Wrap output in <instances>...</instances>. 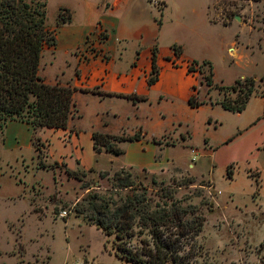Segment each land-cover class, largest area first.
I'll return each instance as SVG.
<instances>
[{"label": "crops", "instance_id": "0c3cea01", "mask_svg": "<svg viewBox=\"0 0 264 264\" xmlns=\"http://www.w3.org/2000/svg\"><path fill=\"white\" fill-rule=\"evenodd\" d=\"M68 21L45 27L52 31L53 41L41 51L37 75L46 85H67L73 88L72 108L64 128H40L34 133L31 127L19 120H7L0 131V152L5 162L21 166L28 162L34 169L52 165V177L71 173L112 172L119 169L163 172L166 164L159 153L175 142L188 144V122L199 113L215 111V117L226 121L228 129L217 134L220 124L207 117L196 135L202 138L201 152L214 164L229 166L230 178L235 169L248 177L264 175V96L256 91L247 99L240 112L224 110L203 87L200 74L187 72V61H207L212 70V83L221 85L213 61L197 58L179 47V0H58ZM213 3L197 5L191 9L193 20L207 31L216 22L229 26L231 21L210 17ZM214 11V9H213ZM215 12V11H214ZM204 23V24H203ZM101 28V37L94 39V47L103 57L77 58L76 50L82 46L87 34ZM194 28V27H193ZM191 29L190 42L196 47L209 43L200 39ZM225 44V43H220ZM234 38L227 43V54L241 59V46ZM171 46L176 47L175 53ZM155 48V77L151 84V48ZM180 48V54H179ZM252 60L243 61L244 71H234L235 79H257ZM241 67V66H239ZM250 70V71H249ZM205 86V85H204ZM197 90V99L203 103L197 108L187 105L188 97ZM202 89V93L198 94ZM140 131V139L113 141L118 155L100 150L94 152L91 133L132 135ZM173 143L165 144V139ZM241 139V140H237ZM154 140V141H153ZM40 150V162L34 143ZM214 144L222 145L213 150ZM188 148L193 152L192 146ZM104 158L107 167L101 165ZM225 171V170H224Z\"/></svg>", "mask_w": 264, "mask_h": 264}, {"label": "rangeland", "instance_id": "374dc122", "mask_svg": "<svg viewBox=\"0 0 264 264\" xmlns=\"http://www.w3.org/2000/svg\"><path fill=\"white\" fill-rule=\"evenodd\" d=\"M209 3H213L215 11L210 8V17L215 19L216 14L217 19L231 21L229 26L216 22L207 31L193 20L191 9ZM57 4L58 0H46L47 25L54 22ZM179 25V47L184 45L191 55L213 61L215 72L220 75L216 81H222L216 83L230 85L234 71L243 72V61L252 60L257 77L254 90L262 92L264 0H179ZM192 28L209 47H196L190 42ZM234 38L242 48L240 60L225 51ZM203 87L213 99L216 91ZM219 93L221 97L234 96L226 89ZM214 115L215 111L199 113L187 123L188 144L193 152L187 143L180 142L160 151L159 160L166 164L163 172L149 174L123 168L120 174H129L133 183L145 186L151 194L158 186H167L174 198L183 200L182 205L198 208L204 221L195 239L196 256L191 264H264V175L246 177L240 168H234L228 179L224 167L212 163L199 150L202 138L196 131L202 129L207 117L220 124L216 127L217 134L228 129V123ZM169 143L173 141L166 138L165 144ZM34 145L39 147L36 142ZM212 147L219 151L222 145ZM98 160L103 167H109L104 158ZM50 168L52 165L34 169L28 162L21 166L7 165L0 152V264H130L113 255L112 235L105 236L82 216L74 214L75 206L83 203L87 194L105 195L113 187L114 171L105 176L88 170L75 174L76 177L65 174L52 177ZM132 244H136L134 240Z\"/></svg>", "mask_w": 264, "mask_h": 264}, {"label": "trees", "instance_id": "16d2710c", "mask_svg": "<svg viewBox=\"0 0 264 264\" xmlns=\"http://www.w3.org/2000/svg\"><path fill=\"white\" fill-rule=\"evenodd\" d=\"M45 7L46 0H0V131L7 120L22 121L33 133L43 127L61 129L71 114L73 88L46 85L37 75L41 51L53 41L52 31L45 27ZM66 21L68 15L59 8L55 24ZM171 48L177 52L176 47ZM154 52L152 47L147 84L155 77ZM187 64V72H198L207 90L212 88L220 95V90L226 89L234 94L232 98L220 95L217 103L224 110L240 112L249 96L256 92L252 77L235 79L228 86L216 85L212 83L207 61L190 60ZM196 94L194 89L187 99L190 108L203 103ZM260 94L264 96V88ZM141 135L140 131L117 136L92 132V147L94 152L104 150L118 155L120 150L112 146L113 141H134ZM34 146L37 167H44L40 150ZM120 173L121 169L112 173L113 187L105 195L93 193L83 197L74 214L82 216L105 236L112 235V253L117 259L130 264H191L196 256L195 239L204 221L198 208L182 205L183 200L174 198L167 186H158L151 194L145 186L133 183L129 174ZM66 174L76 177L77 173L66 171ZM225 176L230 178L229 166L225 168ZM254 183L258 186L257 180ZM133 240L136 244H132Z\"/></svg>", "mask_w": 264, "mask_h": 264}, {"label": "built area", "instance_id": "2783aa9c", "mask_svg": "<svg viewBox=\"0 0 264 264\" xmlns=\"http://www.w3.org/2000/svg\"><path fill=\"white\" fill-rule=\"evenodd\" d=\"M102 31L101 28L99 27L97 32L95 31L94 33H89L87 34L86 38L84 39L82 46L78 47L76 50L77 58L81 61L87 60V58L90 57H103L102 52L94 47L93 43V36L95 37L94 39H97L98 37H101ZM188 64H186L187 67ZM64 215V211L60 213V216L62 217Z\"/></svg>", "mask_w": 264, "mask_h": 264}, {"label": "water", "instance_id": "95a60500", "mask_svg": "<svg viewBox=\"0 0 264 264\" xmlns=\"http://www.w3.org/2000/svg\"><path fill=\"white\" fill-rule=\"evenodd\" d=\"M234 17H236V18H237V16H234Z\"/></svg>", "mask_w": 264, "mask_h": 264}]
</instances>
